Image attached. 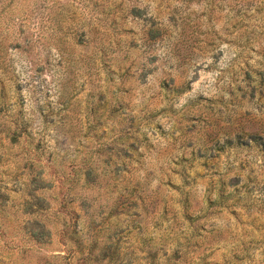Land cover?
Masks as SVG:
<instances>
[{"label":"rangeland","instance_id":"374dc122","mask_svg":"<svg viewBox=\"0 0 264 264\" xmlns=\"http://www.w3.org/2000/svg\"><path fill=\"white\" fill-rule=\"evenodd\" d=\"M0 195V264H264V0H0Z\"/></svg>","mask_w":264,"mask_h":264},{"label":"trees","instance_id":"16d2710c","mask_svg":"<svg viewBox=\"0 0 264 264\" xmlns=\"http://www.w3.org/2000/svg\"><path fill=\"white\" fill-rule=\"evenodd\" d=\"M20 131V132H19ZM22 134V129L20 130L19 128H18V126H17V128H16V130L14 131V133L10 136V140H11V142L12 143H17V141L19 140V137L20 136H22L21 135ZM72 181V183H75V180L74 179H72L71 180ZM35 182V181H34ZM222 184H224V182L222 181L221 182ZM42 188H44V187H41V189ZM70 190H72L71 188H70ZM4 198H6V195H0V199H1V203H0V221L3 219V217L1 216V214H3L4 215V213H6V208L3 206V203L5 202V199ZM43 201H47V198L46 197H44L43 199H42V202L40 203V201H39V211L41 210V211H44V210H47L46 208H44L43 207V205H42V203H43ZM78 201V196H75V198H74V202L76 203ZM67 206H64L65 207V209L68 207V208H70V210L72 211V212H75L76 211V209L75 208H73V205H71V203H67L66 204ZM32 213H36V212H32ZM5 216V215H4ZM75 218H76V216H75ZM38 219H36L35 221H36V223H38V221H37ZM71 220L72 221H74V219L73 218H71ZM34 221V222H35ZM4 223H8L6 220L5 221H3L2 223H0V229L1 228H3L2 226H4ZM70 223L72 224V222L70 221ZM62 224H64L66 227H68V223L65 221V222H63ZM6 228H8V227H6ZM45 229V228H44ZM72 231H74V230H71V232ZM33 239H34V241L35 242H37V243H41V244H45L46 243V241H44V239H45V236H44V232L42 233V235L41 236H36V234H33L32 236H31ZM37 237V238H36ZM175 255L176 256H178V258H181L182 257V255H181V248L180 247H176V250H175ZM181 255V256H180Z\"/></svg>","mask_w":264,"mask_h":264}]
</instances>
